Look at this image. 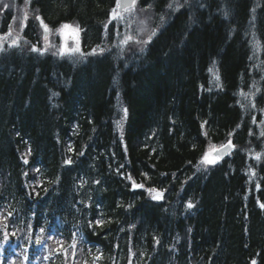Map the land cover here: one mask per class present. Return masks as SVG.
I'll return each instance as SVG.
<instances>
[{
	"label": "trees",
	"instance_id": "trees-1",
	"mask_svg": "<svg viewBox=\"0 0 264 264\" xmlns=\"http://www.w3.org/2000/svg\"><path fill=\"white\" fill-rule=\"evenodd\" d=\"M169 1L137 5L160 24ZM27 6L50 30L74 24L80 52H33L34 17L30 51L0 53V215L57 230L97 264H264V122L252 113L264 108V0H186L130 54L116 0ZM229 138V156L196 170Z\"/></svg>",
	"mask_w": 264,
	"mask_h": 264
},
{
	"label": "rangeland",
	"instance_id": "rangeland-1",
	"mask_svg": "<svg viewBox=\"0 0 264 264\" xmlns=\"http://www.w3.org/2000/svg\"><path fill=\"white\" fill-rule=\"evenodd\" d=\"M186 0H171L169 1V4L166 6L165 13L163 15L162 22L160 24H154L153 23V14L150 9H142L137 5V0L135 3V6L130 8L127 11L117 13L114 20L116 21L118 27L120 28L116 32V37L119 38L120 44L124 45L122 47H119L120 49L124 50V54H130L136 51H141L145 48L147 43H142V41L149 40V35L151 33L152 29H155V32L159 30L163 24L165 23V20L169 18V14L172 15L173 12L177 11L180 6L185 4ZM7 4L9 7L5 8L4 5ZM28 5V4H27ZM171 5V7H170ZM6 13H10V21L5 27L6 31H0V37L5 36L9 32V25L12 26L11 28V36L7 37V40H0V43L4 45L5 49L8 48V43H10L13 39L17 41L16 47L12 48H20L26 51H30V47L28 45V41L23 36V28L21 30V25H25L26 21H28L29 18H34L35 16L30 11V7L26 6V3L24 0H0V28L2 24L3 17ZM27 17V19H25ZM15 18V19H14ZM161 21V20H160ZM69 27L67 29H63L62 27H59L55 30H50L48 33V39L47 41L42 38V32L39 29L40 39L38 40V45L36 43L35 47H38V49H45L46 45H54V47L49 46L47 47V50L44 51L46 54H50L54 57L59 58H69V59H77L79 57L78 52L74 54H65L63 56L57 54L53 55L54 52H57L60 48H67V49H75L79 48V30L74 24L68 25ZM24 27V26H23ZM141 29H144L141 31ZM59 30V31H57ZM131 36L132 40H129L125 43V40L127 37ZM1 53V52H0ZM117 104V103H116ZM118 107V104L117 106ZM253 115L256 116L257 114H260L263 117V120L260 122H264V108L262 110H254L252 111ZM259 144L261 147L259 150L255 153V158L257 159V156H259V159H257L258 163H261L264 161V134L258 139ZM230 141V138L227 140ZM221 147L220 145H211L208 144L206 146V149L203 153H208L210 157L213 158V152ZM202 155V156H203ZM201 160V158H200ZM200 160L198 161V164L196 166V170L206 171L208 170L212 165H203L200 163ZM130 186L133 188H137L138 190H143L148 198H151L155 196V193H150L148 190L144 189L143 187H134L133 181L128 180ZM163 197L161 196L160 199H157V201H162ZM4 220V221H2ZM0 225H7V222L5 218H0ZM4 233V232H3ZM2 233V235H3ZM23 240H27L28 236L31 241L36 242L33 237H31L29 234L24 233L22 234ZM36 236L38 238L44 239L46 241L45 247H46V254L44 256H41L40 258L34 257L32 259L33 263H41L42 260L48 259L50 255L52 254H61L62 257L65 259V264H87V261L84 260L83 251L79 247H70L72 244H77V242H71L69 245H65V242L60 241L59 239H53L51 238L50 234H46L44 232L37 233ZM43 241V242H44ZM26 250V251H25ZM28 246H19L17 250V254L15 257L10 258L9 260H6L5 262H1L2 264H18L20 260L23 259L24 256H27L28 252ZM2 256L0 255V258ZM0 263V264H1ZM44 263V262H43ZM41 263V264H43Z\"/></svg>",
	"mask_w": 264,
	"mask_h": 264
},
{
	"label": "snow or ice",
	"instance_id": "snow-or-ice-1",
	"mask_svg": "<svg viewBox=\"0 0 264 264\" xmlns=\"http://www.w3.org/2000/svg\"><path fill=\"white\" fill-rule=\"evenodd\" d=\"M29 2H30V0H25L26 6H27V4H28ZM135 3H136V0H129V2L124 3V4L121 5L120 2H119V0H118L117 7H118V8H119V7H122L124 10L127 11V10H129L130 8L134 7V6H135ZM4 7L7 8V7H9V6H8L7 4H5ZM170 7H171V5H170ZM112 15H113V18H115V16H116V12H115V10H113ZM35 18H36V20L40 21V26H41V27L43 28V30H44V39L47 41V39H48V33H49L50 29H49L48 26L44 23V21L41 19L40 16H36ZM14 19H15V18H14ZM25 19H27V17H25ZM161 19H163V17H162ZM23 26H24V25L22 24V25H21V30H22ZM61 27H62L63 29H67L69 26H68V25H62ZM11 28H12V26L9 25V32H8L7 34H5V36L0 37V40H5V41H6V40H7V37H8V36H11ZM143 30H144V29H141V31H143ZM57 31H59V30H57ZM155 34H156L155 29H152L148 39L151 40V37L154 36ZM129 40H132V37H131V36H129V37L126 38L125 43H126L127 41H129ZM147 42H148V40L142 41V43H147ZM16 46H18V45H17V41H16L15 39H13L10 43H8V48H12V47H16ZM49 46L54 47V45H46L45 49H38L37 47L33 46L31 50H32L33 52H39L40 54H43L44 51H46V50H47V47H49ZM4 51H6V49L4 48V45H3L2 43H0V52H4ZM95 51H96V50H93V53H92V54H95ZM101 51H103V50H101ZM77 52H80V49H79L78 47L75 48V49L60 48V49L57 50V52H54L53 55H57V54H59V55L63 56V55H65V54H74V53H77ZM80 55L83 56V55H86V54L81 52ZM254 122H255V121H254ZM250 134H251V133H250ZM229 146H231V145L229 144ZM257 159H259V156H257ZM24 162L27 163L28 161L25 159ZM66 162H67V163H71L70 160H69V161H66ZM216 162H217L216 158H212V157H210L208 153H205V154L201 157V160H200V163L203 164V165H206V166H207V165L215 164ZM198 170H199V168H198ZM129 179H130V177H129ZM133 186H134V187H142L141 185H136V184H133ZM148 191H149L150 193H156V189H154V188H150V189H148ZM161 196H162L161 193H156V195L153 197V199H160ZM260 206H261V208H264V203H262ZM187 207L190 209V208L193 207V204H192L191 202H189V203L187 204ZM103 223H104L103 220H97V221H96V225H97V226H100V225H102ZM90 226H91V225H90ZM6 229H7V226L5 225V231H4V236H3V240H4V242H7V241H8V239H9V235H15V233H9ZM41 232H43V229H41ZM37 243H40L39 238H37ZM72 247H75V245H72ZM25 251H26V250H25ZM25 259H27V257H25ZM100 259H102V256H99V255H98V256L95 257V260H100ZM252 264H256V261L253 260V261H252Z\"/></svg>",
	"mask_w": 264,
	"mask_h": 264
},
{
	"label": "water",
	"instance_id": "water-1",
	"mask_svg": "<svg viewBox=\"0 0 264 264\" xmlns=\"http://www.w3.org/2000/svg\"><path fill=\"white\" fill-rule=\"evenodd\" d=\"M120 4H124V3H127L129 2V0H119ZM118 11H122L124 10L122 7H117ZM38 21V20H37ZM39 25H40V21H38ZM41 27V26H40ZM42 28V27H41ZM43 30V28H42ZM43 37H44V30H43ZM231 146L229 145H225L224 147L216 150L214 153H213V156L214 158H216V160L218 161L219 159H222L225 155L228 154V152L231 150Z\"/></svg>",
	"mask_w": 264,
	"mask_h": 264
}]
</instances>
